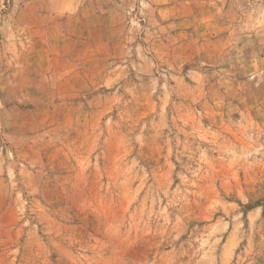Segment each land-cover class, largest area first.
Wrapping results in <instances>:
<instances>
[{
  "label": "rangeland",
  "instance_id": "1",
  "mask_svg": "<svg viewBox=\"0 0 264 264\" xmlns=\"http://www.w3.org/2000/svg\"><path fill=\"white\" fill-rule=\"evenodd\" d=\"M0 264H264V0H0Z\"/></svg>",
  "mask_w": 264,
  "mask_h": 264
}]
</instances>
